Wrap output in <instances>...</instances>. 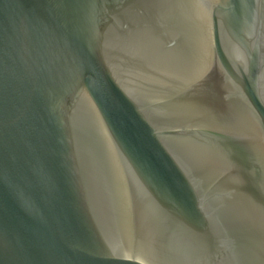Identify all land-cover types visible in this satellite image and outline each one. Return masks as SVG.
Masks as SVG:
<instances>
[{
    "label": "water",
    "instance_id": "1",
    "mask_svg": "<svg viewBox=\"0 0 264 264\" xmlns=\"http://www.w3.org/2000/svg\"><path fill=\"white\" fill-rule=\"evenodd\" d=\"M0 264H264V0H0Z\"/></svg>",
    "mask_w": 264,
    "mask_h": 264
}]
</instances>
